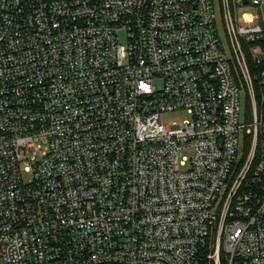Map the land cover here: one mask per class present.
I'll list each match as a JSON object with an SVG mask.
<instances>
[{
    "label": "built area",
    "instance_id": "1",
    "mask_svg": "<svg viewBox=\"0 0 264 264\" xmlns=\"http://www.w3.org/2000/svg\"><path fill=\"white\" fill-rule=\"evenodd\" d=\"M245 4L264 21V0H0L3 264H264Z\"/></svg>",
    "mask_w": 264,
    "mask_h": 264
},
{
    "label": "rangeland",
    "instance_id": "2",
    "mask_svg": "<svg viewBox=\"0 0 264 264\" xmlns=\"http://www.w3.org/2000/svg\"><path fill=\"white\" fill-rule=\"evenodd\" d=\"M214 5H215L217 17H218L217 27H218L219 32L221 34V38L224 39L225 38V31H224L223 25L221 23V8L219 7V5L217 3H215ZM262 7L264 8V4ZM244 11L253 12L254 15L256 16V22H259L264 26V21H263L262 16H261V7L260 6H250L248 4H245V6H242V7L237 9V14L240 15ZM223 45L225 46V52H226L227 56H229L234 62V58H233L232 52L230 50L229 42L223 40ZM263 46H264V44H263ZM249 65H250V62H249ZM240 93H241L242 104H244V101L246 99V95L242 90L240 91ZM186 117H187V113L183 110L172 111L170 113L164 114V120L167 123L172 121V120H181V119L186 118ZM240 146L242 147V140H241ZM26 176L28 177L29 174H26ZM0 264H3L1 259H0Z\"/></svg>",
    "mask_w": 264,
    "mask_h": 264
},
{
    "label": "trees",
    "instance_id": "3",
    "mask_svg": "<svg viewBox=\"0 0 264 264\" xmlns=\"http://www.w3.org/2000/svg\"><path fill=\"white\" fill-rule=\"evenodd\" d=\"M250 66L252 67V64H250ZM247 108H249V106H247Z\"/></svg>",
    "mask_w": 264,
    "mask_h": 264
}]
</instances>
